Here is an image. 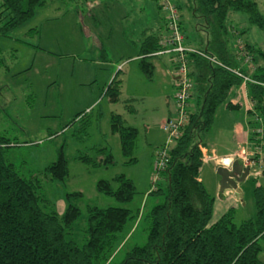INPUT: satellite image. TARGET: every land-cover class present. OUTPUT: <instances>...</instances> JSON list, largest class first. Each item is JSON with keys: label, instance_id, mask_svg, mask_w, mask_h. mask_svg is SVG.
I'll use <instances>...</instances> for the list:
<instances>
[{"label": "rangeland", "instance_id": "374dc122", "mask_svg": "<svg viewBox=\"0 0 264 264\" xmlns=\"http://www.w3.org/2000/svg\"><path fill=\"white\" fill-rule=\"evenodd\" d=\"M166 1L179 8L185 45L206 49L213 39L204 20L194 12V0H48L7 36L0 30V137L15 144L7 158L20 175L30 179L40 176L64 153L68 177L62 183L43 179L40 193L47 211L61 215L68 203L80 208L74 231L78 243L85 240L89 207L122 206L133 212L135 218L128 222L121 234L124 239L107 264H121L130 249L147 243V216L164 201V196L152 191L166 187L164 180L156 181L158 153L164 148L169 151L176 143L163 130L165 122L178 116L175 58H147L154 65L152 77L140 62L146 37L171 36ZM256 2L264 17V0ZM2 26L0 23V29ZM227 26L228 49L239 67L241 46L250 44L264 52V31L251 23L248 14L231 13ZM255 56L256 61L247 64L262 65L261 55ZM114 78L122 85L118 101L106 95ZM228 103L240 106L230 109ZM253 107L249 88L235 86L218 108L211 131L202 136L211 153L213 148L222 152L235 145L237 154L258 152L261 159L260 165L253 162L249 177L238 184L240 193L226 197L221 185L208 184L216 199L212 223L226 211L219 210L221 204L229 205L228 212L234 210L238 225L256 218L254 191L264 186V132L261 124H251L257 119ZM113 114L138 130L136 163H129L122 152L120 135L111 125ZM106 153L112 154V164L93 167L80 160L84 156L101 162ZM120 175L136 186L131 202H119L97 188L99 181L113 182ZM77 193L82 195L68 197ZM261 260L264 263V253Z\"/></svg>", "mask_w": 264, "mask_h": 264}, {"label": "trees", "instance_id": "16d2710c", "mask_svg": "<svg viewBox=\"0 0 264 264\" xmlns=\"http://www.w3.org/2000/svg\"><path fill=\"white\" fill-rule=\"evenodd\" d=\"M47 1L0 0L1 35L7 36L8 32L23 25ZM194 1V12L204 20L213 39L201 51L215 57L224 67L196 54L190 55L189 69L194 88L188 100L186 123L175 139V146L168 151L164 167L155 168L156 181L164 180L166 187H155L152 193L164 196V201L147 216V243L130 249L121 264H264L261 260L264 252V186L260 185L254 191L255 219L238 225L234 221V210H231L212 223L215 199L199 180L205 158L202 136L211 131L217 110L226 102L231 90L244 84L243 79L231 70H239L251 78L252 81L245 85L254 104L253 115L258 118L251 124L253 127L261 124L264 132V52L250 44L245 45L244 52L250 56V63L256 61L258 53L263 59V64L251 75L235 62L226 39L231 13L248 14L251 23L263 31L264 17L256 0ZM162 40L161 35H151L142 44L140 66L149 77H152L154 65L147 58L158 56L155 54L163 49ZM240 53L244 60L242 50ZM121 87V82L114 78L106 95L112 101H118ZM227 106L230 109L239 107L232 103ZM111 125L120 135L124 156L129 158V163H136L134 151L138 130L126 126L117 114H113ZM14 146L7 138L0 137V264H107L120 247L124 239L121 234L128 222L135 218L133 212L122 206L89 207L85 240L78 243L74 231L81 215L80 208L68 203L61 215L54 210L47 211L40 193L43 179L62 183L68 177L64 153L61 152L57 161L40 176L27 179L7 158L8 150ZM258 158L256 152L253 159L257 161ZM80 160L97 167L102 163L112 164L113 156L106 153L101 162L84 156ZM97 188L122 203L131 202L136 195L134 182L125 175L117 176L113 182L99 181ZM81 195L69 194L68 197Z\"/></svg>", "mask_w": 264, "mask_h": 264}, {"label": "built area", "instance_id": "2783aa9c", "mask_svg": "<svg viewBox=\"0 0 264 264\" xmlns=\"http://www.w3.org/2000/svg\"><path fill=\"white\" fill-rule=\"evenodd\" d=\"M165 9L168 11V29L171 32V36L168 38H163L161 41V45L163 49L156 53L155 55H164V54H172L175 58L176 63V74H175V81L176 87L178 90V94L176 96V101L178 104V116L176 118H170L167 122L163 124V130L169 135L172 139L178 138L180 134L181 128L186 123L187 119V107H188V100L192 94L194 88L193 79L190 77V69H189V57L192 54H196L200 57H203L212 63L223 66L215 57L207 54L205 51L197 50L188 48L185 46V36L182 32L181 27V17L179 14V9L176 5L166 1ZM242 50V54L246 63L251 62L250 56H248L244 52V46L240 47ZM234 72L235 75L239 76L243 79L244 85L251 82V78L242 74L239 70H231ZM258 120V118H257ZM262 131V130H261ZM204 152V151H203ZM167 149H163L158 153V160L156 166L159 168H163L165 163L167 162ZM205 156V155H204ZM255 153L248 152L243 150L242 152L238 153L233 158L224 159L221 161V164H225L226 166L230 165L236 160H239L244 166H251L253 165ZM206 160V156L204 158ZM215 159V158H214ZM213 159V160H214Z\"/></svg>", "mask_w": 264, "mask_h": 264}, {"label": "crops", "instance_id": "0c3cea01", "mask_svg": "<svg viewBox=\"0 0 264 264\" xmlns=\"http://www.w3.org/2000/svg\"><path fill=\"white\" fill-rule=\"evenodd\" d=\"M186 46V45H185ZM186 47H188V48H191V47H189L188 45L186 46ZM164 55H170V56H173L172 54H164ZM161 56V55H160ZM241 59V63H242V65H241V68L243 69V70H245V71H248L251 75L253 74V72L256 70V68H257V66H253V65H251L250 66V64H247V63H245V61L242 59V58H240ZM245 66L247 67V68H245ZM249 68V69H248ZM247 89V88H246ZM235 105H238V106H240L239 104H236V103H234ZM190 106H192V105H190ZM215 123V122H214ZM249 137H252V134H251V131H250V134H249ZM245 138H247L248 139V135H246V137ZM236 144H238V141H237V143ZM237 149L235 148V145H232V147L229 149V150H226V151H222V152H219V150L218 149H215V148H213V150H212V153L210 152V150L208 149V148H205L204 149V155L206 156V160L204 159V163H203V166H202V169H201V171H200V176H199V180L204 184V186L206 187V189H207V186H208V184H210V185H214V187L215 186H217L218 185V187H219V185H220V177L217 175V170H216V167H214L213 166V164H212V160L214 159V160H216L217 159V161L218 162H220V160H223V159H228V158H233V157H235L236 155H237ZM257 164H261V159H260V156H259V158H258V160L257 161H255ZM208 165V166H207ZM205 167H209V168H206V170L208 171V173H207V176H205V178H203V171H204V168ZM264 172V171H263ZM263 172H261L262 174L261 175H264V173ZM207 182H210V183H207ZM240 187L238 186V189H239ZM207 191H208V189H207ZM209 192V191H208ZM232 191L231 190H228V191H226L225 193H222V194H224L226 197H229V196H232ZM211 195V194H210ZM212 196V195H211ZM213 197V196H212ZM222 197V196H221ZM224 203V202H223ZM225 208V213H222L223 215L221 216V217H219L218 219H216L215 220V222H217L219 219H221L226 213H228V209H229V205H228V207H226L225 206V204H221L220 205V211L222 210V209H224ZM215 210H216V199H215V203H214V212H213V217H214V213H215ZM219 216V215H218ZM212 217V218H213ZM216 218H217V216H216ZM214 222V223H215ZM262 253H264V252H262ZM263 262V261H262Z\"/></svg>", "mask_w": 264, "mask_h": 264}, {"label": "water", "instance_id": "95a60500", "mask_svg": "<svg viewBox=\"0 0 264 264\" xmlns=\"http://www.w3.org/2000/svg\"><path fill=\"white\" fill-rule=\"evenodd\" d=\"M212 164L216 167L217 175L220 177L221 193L228 190L240 193L238 184L245 181L251 174L252 167L244 166L239 160L234 161L226 166L217 160H212Z\"/></svg>", "mask_w": 264, "mask_h": 264}]
</instances>
